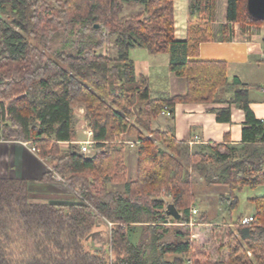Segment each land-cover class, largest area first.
Masks as SVG:
<instances>
[{"label": "trees", "instance_id": "obj_1", "mask_svg": "<svg viewBox=\"0 0 264 264\" xmlns=\"http://www.w3.org/2000/svg\"><path fill=\"white\" fill-rule=\"evenodd\" d=\"M126 4L142 10L127 16ZM190 5L187 38L178 41L174 0H0V140L36 145L51 167L43 178L56 172L75 195L38 200L25 179L0 177V264H264V196L248 199L256 224H241L244 214L214 223L204 211L190 225L199 184L226 186L220 199L230 213L244 188L264 186V123L251 109L250 86L230 80L224 61L194 59L214 39L217 0ZM226 17L264 25L247 14V0H227ZM108 46L112 52H100ZM137 47L170 53L186 93L152 98L130 55ZM221 99L229 107L218 120H231L232 104L245 112L240 144L190 146L172 126L152 128L165 105ZM78 106L100 150L93 155L75 143ZM122 134L136 140L133 180ZM116 183L125 189L109 187ZM170 203L179 219L168 215ZM103 220L113 223L108 242L88 247Z\"/></svg>", "mask_w": 264, "mask_h": 264}, {"label": "crops", "instance_id": "obj_2", "mask_svg": "<svg viewBox=\"0 0 264 264\" xmlns=\"http://www.w3.org/2000/svg\"><path fill=\"white\" fill-rule=\"evenodd\" d=\"M190 4L191 0H174L175 38L178 41H184L187 38ZM141 10L140 5H125V14L130 11L129 15H131ZM226 13L227 0H217L216 16L212 23L214 39L202 42L194 59L224 61L230 80L236 78L250 86L251 109L256 118L263 121L264 27L263 25H251L243 30L237 24L228 22ZM130 55L135 63L136 75L147 77L152 98H170L186 93V79L177 76L169 69L170 53L151 54L147 49L137 47L131 50ZM221 96L225 99L229 97L224 94ZM228 107L229 104L223 99L211 103L179 102L174 106L173 118L160 115L156 121L153 120L152 125L159 123L156 128L160 131H166L172 126L176 137L183 141L198 134L201 141L195 143V146L208 143L240 144L243 139V129L246 126V115L243 109L232 104L230 106L231 120H218L217 111ZM77 136V138H82L81 133ZM63 145L67 146L68 144L64 142ZM133 152L131 151L129 157L125 155L128 178L132 180L136 178L137 171V154L135 151ZM129 164L133 167V172L130 170ZM50 169L49 161L41 158L38 153H34L31 150V145H24L17 140H0V177L25 179L28 181L31 197L34 199H51L57 202L74 200L75 195L65 182L54 177L43 178ZM114 186L120 191L125 189L124 183L109 185L111 189ZM224 193L227 194V189L224 190ZM204 197L200 204L202 208L196 204L197 209L203 210L202 212L206 211L214 223H221L226 218L225 215H221L220 219V215L213 212L214 204H211L216 196L212 199L211 194H206ZM225 212L226 210H223V213ZM254 212L255 210L249 215H253Z\"/></svg>", "mask_w": 264, "mask_h": 264}, {"label": "rangeland", "instance_id": "obj_3", "mask_svg": "<svg viewBox=\"0 0 264 264\" xmlns=\"http://www.w3.org/2000/svg\"><path fill=\"white\" fill-rule=\"evenodd\" d=\"M127 11V10H126ZM130 11H128L125 15H129ZM213 23V22H212ZM233 24H237L238 27L242 28L243 30L253 24H248L247 22H232ZM261 26V25H259ZM58 44V43H57ZM112 52L113 49L111 47L108 46V48H104L102 50H100V52L102 53H105V52ZM158 57H165V56H158ZM157 59V58H156ZM162 61V59H160ZM159 61V62H161ZM4 99H1L0 98V101H2ZM5 103H8V100L5 101ZM76 115H77V122H76V128H77V134L79 135V133L82 134V138H77V141L79 140H84L86 138V135L84 134V130H83V127H86L88 126L87 124H83V122L85 121H82L84 119V115H85V110L82 106H78L77 109H76ZM161 115V114H160ZM160 115H158V117L154 118L153 120H157ZM132 121L135 119L134 116L130 118ZM152 120V122H153ZM159 126V123L158 125L156 124H153L152 125V128L155 130H159L157 129L156 127ZM145 135H148V132L146 131H143ZM136 141L135 138H131L129 137L127 134H122L120 136V141ZM158 145H160L162 148L165 147L162 143L158 142V141H155ZM124 145H126V148H125V155L126 157H129V154L131 153H134L133 151H135V153L137 154V148H134V147H131L129 144H127L126 142H123ZM78 145V144H77ZM137 147V146H136ZM64 148H67V146L65 145ZM134 148V149H133ZM100 150H98L95 146H94V149L92 151V154H95L97 152H99ZM86 156H89V155H86ZM126 163V162H125ZM133 166V165H132ZM129 168L130 170L133 172V167H131V165L129 164ZM137 170V169H136ZM135 170V171H136ZM196 174V173H195ZM196 176H198L196 174ZM129 177V176H128ZM131 178H128V180H130ZM132 180V179H131ZM118 184V183H116ZM114 188V189H113ZM112 189L113 190H117L116 186H114ZM227 189L226 186L224 185H219V186H207V185H204V184H199L197 187H196V203H195V206L196 204H198L200 206V208H202V206L200 205L202 200H203V197L206 195V194H211V198L213 199V197H215L213 199V201L211 202V204L213 203L214 204V207H213V212L215 211L216 213H218L220 215V219H221V215L223 216V214L225 215L226 218H232V220H235L237 217H239L240 215L242 214H246V215H249L251 212L254 211V206L253 204H251V202L248 200L249 198L251 197H254V196H260V195H264V186L262 187H258L256 189H250V188H244L241 192L238 193V197H239V204L237 205V207L231 211H229L228 208V205H229V202L228 201H221L220 197L225 194L224 193V190ZM205 198V197H204ZM167 203L170 202V199H166ZM197 208V206H196ZM223 210H226L225 213H223ZM203 211V210H202ZM202 211H199L198 215H194L193 217V220H199L200 219V213ZM210 212V211H209ZM211 213V212H210ZM215 216V215H214ZM210 220H212L210 218ZM137 236V235H136ZM109 237H110V230H109V227L107 224H105L103 221L101 223L100 226H98V228H96L95 230V234H93L92 238L88 240V247L92 248V247H100V246H103L105 245L108 240H109ZM131 237L132 238H135V234H131ZM211 243L212 245L214 244L216 247L218 245V243H216V240L213 239V242H210V246H211ZM214 250V249H213ZM169 258H172L173 256H168Z\"/></svg>", "mask_w": 264, "mask_h": 264}, {"label": "built area", "instance_id": "obj_4", "mask_svg": "<svg viewBox=\"0 0 264 264\" xmlns=\"http://www.w3.org/2000/svg\"><path fill=\"white\" fill-rule=\"evenodd\" d=\"M264 27V25H263ZM262 58L264 59V52L262 53ZM160 114L162 116H165L167 118H172L174 116V110H172L168 105H165L164 108L161 110ZM7 118V116H6ZM3 122H0V128L3 127ZM263 123H264V119H263ZM84 130V134L86 135V138L83 140H79L76 141L75 143H77L79 145L80 148V152L84 155H91L92 151L94 149V146L96 144V141L94 140V133L93 130L91 128H89L88 126L83 127ZM201 138L198 134L193 135V137L189 138L187 140V143L190 146H193L195 143L200 142ZM122 142V141H121ZM126 142L127 144H129L131 147H134V141H123ZM24 145H31V150L34 153H38V148L36 145L31 144V142H22ZM67 144H69V142H67ZM53 177L59 181H65L63 177H61L59 174H57L56 172L53 173ZM199 210L196 207L192 208V214L193 215H198ZM103 222L105 224L108 225L109 230H110V234H111V229L113 226V223L107 220H103ZM257 218L254 215H247L244 216L241 220V224L243 225H248V224H253V223H257ZM190 225H194V220L192 219L190 222Z\"/></svg>", "mask_w": 264, "mask_h": 264}, {"label": "water", "instance_id": "obj_5", "mask_svg": "<svg viewBox=\"0 0 264 264\" xmlns=\"http://www.w3.org/2000/svg\"><path fill=\"white\" fill-rule=\"evenodd\" d=\"M247 14L256 20H264V0H247ZM167 213L179 219L181 213L173 203L167 206Z\"/></svg>", "mask_w": 264, "mask_h": 264}]
</instances>
